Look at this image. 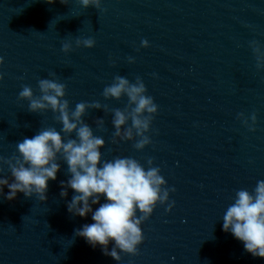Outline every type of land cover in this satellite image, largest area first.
<instances>
[{"label":"water","instance_id":"1","mask_svg":"<svg viewBox=\"0 0 264 264\" xmlns=\"http://www.w3.org/2000/svg\"><path fill=\"white\" fill-rule=\"evenodd\" d=\"M76 37L96 44L76 47ZM67 40L73 50L65 53ZM252 41L264 50V0H102V9L79 0H0V156L18 155L17 142L41 128H62L56 113L30 112L29 102L18 99L23 85L40 95L39 79L58 78L72 109L82 101L123 109L127 96L106 99L105 86L116 75L132 82L140 76L159 106L151 144L139 150L135 140L113 143L112 113L103 109H89L84 120L106 141L103 159L133 157L147 169L152 157L165 187L176 189L172 210L158 204L141 225L139 254L121 252L116 261L76 235L95 221L91 213L68 211L76 193L67 188L60 195V182L71 175L60 160L46 201L23 192L13 200L0 195V264H264L223 230L222 220L236 190L252 191L264 180V68H257ZM241 112L249 124L256 114L255 131ZM97 118L105 120L103 129ZM3 168L0 176L11 178Z\"/></svg>","mask_w":264,"mask_h":264},{"label":"clouds","instance_id":"2","mask_svg":"<svg viewBox=\"0 0 264 264\" xmlns=\"http://www.w3.org/2000/svg\"><path fill=\"white\" fill-rule=\"evenodd\" d=\"M61 3L67 4L68 0H61ZM79 3L85 8L93 6L102 9V0H79ZM250 43L256 54L257 68H264V50L258 41ZM95 44L96 40L92 37L75 39L76 47L92 48ZM141 44L143 47L150 46L147 39H143ZM72 50L71 40L63 42L62 51L68 53ZM128 59L135 62L134 57ZM3 63L4 58L0 56V65ZM50 76L56 77V73L52 72ZM3 78L4 73L0 72V80ZM38 89L40 95L25 84L18 99L29 102L30 112L51 110L56 113L55 119L62 124V128L59 131L54 126L41 128L32 138L25 137L17 142L18 155L0 156V173L4 171L3 165H7L11 174V178L0 176V195L13 200L23 192L26 197L36 195L40 201H46L48 182L57 179L61 168L58 161L62 160L67 163V173L71 175L67 181L60 182L64 186L60 195L66 197L67 188L76 193L68 202V211L80 217L91 213L95 221L77 229L76 235L85 238L92 247L102 246L103 253L116 261L122 259L121 252L138 255V246L145 239L141 225L151 217L158 204H167L166 211L172 210L175 201L169 202L170 192L176 189L165 187L167 181L161 175V168L154 166L152 157L147 160V169L133 157L103 159L101 149L106 141L94 135L93 128L84 117L89 109L112 113L115 129L113 143L135 140L133 146L144 149L152 143L148 133L159 110L154 97L147 94L144 80L137 76L132 82L125 76L116 75L113 82L105 86L102 95L106 99L119 100L127 96L128 103L123 109L112 108L100 101H82L72 109L70 101L65 98L67 85L58 78L39 79ZM239 117L251 131H255V113L250 117L251 124L243 112L239 113ZM95 123L101 129L105 126L103 118H97ZM4 186L10 189L6 194ZM102 197L106 202L100 203ZM95 204L99 207L93 210ZM138 210L140 215H137ZM222 220L223 230L242 241L247 252L254 257H264V180H258L252 191L244 188L236 190L234 203L229 205ZM110 241H114L111 250L108 247Z\"/></svg>","mask_w":264,"mask_h":264}]
</instances>
